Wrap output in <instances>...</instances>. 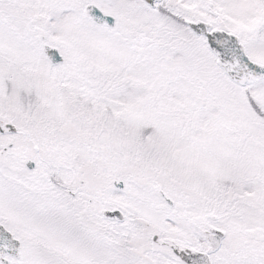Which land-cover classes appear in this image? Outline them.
Instances as JSON below:
<instances>
[{"label":"snow or ice","instance_id":"1","mask_svg":"<svg viewBox=\"0 0 264 264\" xmlns=\"http://www.w3.org/2000/svg\"><path fill=\"white\" fill-rule=\"evenodd\" d=\"M0 264H264V0H0Z\"/></svg>","mask_w":264,"mask_h":264}]
</instances>
